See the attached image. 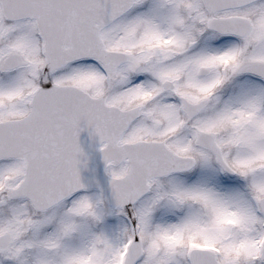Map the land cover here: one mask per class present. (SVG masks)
Masks as SVG:
<instances>
[{"label": "snow or ice", "instance_id": "snow-or-ice-1", "mask_svg": "<svg viewBox=\"0 0 264 264\" xmlns=\"http://www.w3.org/2000/svg\"><path fill=\"white\" fill-rule=\"evenodd\" d=\"M0 264H264V0H0Z\"/></svg>", "mask_w": 264, "mask_h": 264}]
</instances>
